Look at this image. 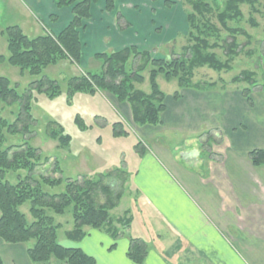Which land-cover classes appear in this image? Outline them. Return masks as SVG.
I'll return each mask as SVG.
<instances>
[{"label": "trees", "instance_id": "1", "mask_svg": "<svg viewBox=\"0 0 264 264\" xmlns=\"http://www.w3.org/2000/svg\"><path fill=\"white\" fill-rule=\"evenodd\" d=\"M53 1L57 8L67 7L72 14L70 21L59 32L44 31L36 36H28L18 25H8L2 30L7 36L8 63L22 71L27 70L33 76L40 75L43 68L60 60L81 65L83 43L80 30L85 28L91 17V7L97 0ZM182 1V6L189 9L186 11L188 44L185 53L175 55L171 52L167 57L155 58L149 51L135 45L97 52L86 68L83 67L82 73L67 78L68 95L76 92H108L117 101L128 104L134 124L158 125L160 114L165 110V94L157 84L158 75H163L167 81L175 79L179 89L214 88L217 87L216 82L207 85L193 82L194 70L207 66L218 72L229 71L234 59L242 52L248 56L254 54L253 50L246 49L251 45L253 36L243 27L231 26L230 23L243 19L241 5L246 4L250 10L247 21L251 27H256L254 14L259 6L264 18V0H225L223 8L214 0ZM116 3L117 0H105L104 8L114 13L117 26L124 30L129 24L116 11ZM173 4L171 0H164L166 8ZM50 19L55 21L56 16L50 15ZM239 36L244 38L243 42L239 41ZM217 49L223 51L224 60L217 56ZM3 59L4 56L0 55V61ZM145 79L149 92L136 86ZM230 84L242 87L241 94L249 106L253 105L251 93L264 91V84L257 83L255 72L251 70L234 75ZM222 86L220 88H226ZM35 93L56 97L61 94V87L57 80L41 76L19 93L6 77L0 76V238L10 244L33 241L27 248V255L34 264H95V259L79 247L58 242L57 230L61 224L56 223L50 213L63 215L70 209L72 228L65 233L70 242L80 241L86 235V227L104 230L116 240L129 227L131 217L128 216L129 211H125L122 217L114 219L110 211L118 206L129 175L123 167H117L96 176L64 178L56 159H53L52 171L59 174L57 177L40 171L39 166L48 163L50 157L42 155L40 149L31 144L37 125L32 113ZM173 97L177 99L179 92L175 91ZM6 110L11 118L3 114ZM113 126L115 135L127 134L121 127V121H116ZM44 132L48 138L58 142L59 148L69 146L70 135L55 121H49ZM213 132H203L202 150L208 151L212 143L219 144ZM17 135L21 138H10ZM136 150L139 154L145 152L141 141L136 144ZM247 157L253 166H264V149L250 150ZM61 185L63 191L59 193L45 190ZM25 203H28L31 220L19 209ZM127 237V257L142 264L148 251L146 242L137 237ZM0 264H4L1 256Z\"/></svg>", "mask_w": 264, "mask_h": 264}, {"label": "crops", "instance_id": "2", "mask_svg": "<svg viewBox=\"0 0 264 264\" xmlns=\"http://www.w3.org/2000/svg\"><path fill=\"white\" fill-rule=\"evenodd\" d=\"M20 1L28 10L29 23L35 20L41 27L40 34L59 32L72 17L69 8H57L53 0ZM104 2L92 5L91 17L80 30L81 67L101 51L129 45L160 50L188 26L181 4L166 8L164 0H117L116 11L129 24L121 30ZM241 88L179 89L176 84L171 93H164L160 124L135 127L141 137L148 130L147 145L142 142L145 152L138 154L126 183L148 225L142 264H264V166H253L247 157L250 150L264 149V91L251 93L249 106ZM110 98L128 120V104ZM205 130L217 131L224 141L223 162L202 158L203 137L197 138ZM158 136L177 148L168 150L157 143ZM85 232L80 241H68L66 246L79 247L95 264H137L126 255L125 234L115 240L104 230L86 227ZM21 244L0 238L4 264H34L28 247Z\"/></svg>", "mask_w": 264, "mask_h": 264}, {"label": "rangeland", "instance_id": "3", "mask_svg": "<svg viewBox=\"0 0 264 264\" xmlns=\"http://www.w3.org/2000/svg\"><path fill=\"white\" fill-rule=\"evenodd\" d=\"M171 1L174 2L173 5L177 3L178 6L183 3L182 0ZM214 2L221 8L225 4V0H214ZM182 8L185 13L189 11L187 7ZM257 9L258 12L254 14V19L257 22L256 27H251L247 21L250 10L246 4L241 5L244 15L243 19L230 23L231 26L243 27L253 36L251 45L246 49L253 50L254 54L248 56L242 52L234 59L232 68L229 71L218 72L207 66L196 68L194 70L193 82H202L204 85L216 82L217 87L222 86L223 83L226 87L238 86L237 84H230L231 78L243 70H251L255 72L257 83L264 84V18L261 7L257 6ZM212 20L215 21V18ZM8 25H19L28 36H34L42 32L41 27L35 20H33L32 24L29 23L28 10L24 8L20 0H0V55L4 56V59L0 61V76L6 77L19 93L26 90L30 82L40 79L41 76H48L57 80L61 87V94L59 96L48 97L43 93H35L32 100V113L37 119V125L31 144L40 149L42 155L50 157L48 163L39 166V170L45 175L57 177L59 174L52 171L53 159L58 161L62 170L61 176L64 178H76L81 175L96 176L101 172H106L117 167H123L128 174L131 170H134L139 154L136 150V144L138 141H141V143L144 142L147 145L145 141L147 137L144 135L148 130L143 131L142 134L144 135L141 137V133L135 128L138 125L133 123L131 116L128 115L127 120L125 116L119 113L117 105L110 98L111 94L108 92H96L94 94L76 92L74 95L69 96L66 86L67 78L82 73L83 67L81 65L78 66L70 64L66 60H60L55 64L47 65L43 68L40 75L33 76L27 70L22 71L19 67L9 64L7 61V36L6 33H2L4 27ZM186 27L173 41L169 42V46L163 47L160 50L150 51L151 55L159 58L167 57L171 52L175 53V55L185 53V46L188 44L186 40L188 26ZM222 35L225 36V33L222 32ZM238 39L240 42L244 41L242 36H239ZM258 41H262V43ZM246 49L245 51H247ZM215 52L221 60L225 59L222 50L217 49ZM88 68L91 69L90 66ZM146 76L147 74L145 73ZM157 84L162 92L169 94L176 88L177 82L175 79L167 81L163 75H158ZM136 86L145 92H149V85L146 79L140 86ZM8 110L4 111L3 114L7 118H11ZM49 121H55L64 128L65 133L70 135L71 140L68 147L59 148L56 140L47 137L44 129ZM116 121L122 122L123 126L121 127L127 131V134L122 136L114 134L113 124ZM206 131L209 130L203 132ZM215 132L211 134L214 139L220 142L219 144L212 143L208 151L202 150V158L210 159L213 162L221 160L223 162L225 157L224 141H221L219 133ZM203 135L204 133L202 137ZM202 137H198L197 139L200 141ZM10 138L17 140L21 137L17 135ZM162 138L164 140H161ZM152 142V140H149L148 145L150 146ZM158 142L166 146L168 150L173 148L175 150L177 148L174 142L166 139L165 136H158ZM126 185L128 184H125L124 193L118 206L110 211V215L112 218L117 219L124 215L126 209L130 208L128 214L131 217L130 225L128 230L124 231V234L126 236H137L146 242L144 237L147 234L148 225L144 224L145 215H143L144 218L142 215L140 216V212L134 205L135 199L130 196L133 192L130 193V187L127 188ZM45 190L49 193H59L63 191V185L46 188ZM19 209L26 214L28 220H31L28 213V203H25ZM69 211L70 209L66 210L63 215L50 213L54 217L55 222L61 224V227L57 230V240L62 245L68 243L69 240L66 238L65 233L72 228V217ZM32 243L33 241H28L21 245L30 247Z\"/></svg>", "mask_w": 264, "mask_h": 264}]
</instances>
